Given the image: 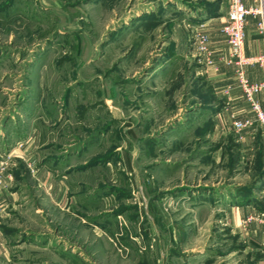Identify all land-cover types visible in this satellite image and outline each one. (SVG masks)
<instances>
[{
  "label": "rangeland",
  "instance_id": "374dc122",
  "mask_svg": "<svg viewBox=\"0 0 264 264\" xmlns=\"http://www.w3.org/2000/svg\"><path fill=\"white\" fill-rule=\"evenodd\" d=\"M191 1L0 0L4 172L8 153L21 157L0 209V264L263 260L187 192L254 182L232 165L234 141L211 153L200 119H186L212 92L196 49L199 33L211 41L198 16L208 0Z\"/></svg>",
  "mask_w": 264,
  "mask_h": 264
},
{
  "label": "crops",
  "instance_id": "0c3cea01",
  "mask_svg": "<svg viewBox=\"0 0 264 264\" xmlns=\"http://www.w3.org/2000/svg\"><path fill=\"white\" fill-rule=\"evenodd\" d=\"M186 3L192 4L191 0ZM206 1V0H205ZM183 3L182 1H180ZM200 2H193L194 5ZM207 9H201L198 16L206 20L211 30L210 49L213 54L214 63L207 68L205 81L211 87L212 92L206 94V98L201 103H194L187 109L186 119L195 125V132L203 135L201 141L197 144L211 146L209 152L215 153L214 142H218V149L230 148V143L234 141L233 149H236L233 155L232 165L249 166L252 179V185L233 186L224 191L216 190L212 187L193 188L187 191L193 202L192 206L199 211H222L220 224L227 226L233 233L238 234L249 247L254 248L264 245V153H262L264 128L257 122L256 114L238 84L235 76V68L226 64L228 57V46L226 38L221 34V27L226 21L227 4L225 0H208ZM205 4V3H204ZM247 8L260 9L264 7V0H244ZM200 5V4H199ZM180 11L182 9L180 8ZM246 25L245 55L248 58L262 59L261 62L253 63L245 69L246 78L251 84H264V24L263 17L259 15L249 16ZM197 95V94H196ZM203 97V93H202ZM264 111V89L256 96ZM193 106V107H192ZM254 120L255 126L243 132L240 139L233 128V120ZM229 136L232 137L229 138ZM225 139H229L228 142ZM231 143V144H232ZM198 144V145H199ZM212 144V145H211ZM20 149H14L8 153L10 159L8 172H2L0 179V209H3V196L7 195L9 188L14 183L12 171L15 168L19 157ZM233 151H230L232 153ZM20 153V152H19ZM201 160L211 162L214 157L211 153H205ZM4 155H0L1 162ZM194 159V158H192ZM191 159V160H192ZM211 160V161H210ZM28 163V160H25ZM29 165H31L29 163ZM12 173V174H11ZM250 188V189H249ZM249 190V191H248ZM248 191V192H247ZM10 195V194H9ZM14 196V195H13ZM250 220V221H249ZM196 222H194L195 224ZM3 231V230H2ZM2 234L0 233V236ZM1 244V243H0ZM254 264H264L259 258Z\"/></svg>",
  "mask_w": 264,
  "mask_h": 264
},
{
  "label": "built area",
  "instance_id": "2783aa9c",
  "mask_svg": "<svg viewBox=\"0 0 264 264\" xmlns=\"http://www.w3.org/2000/svg\"><path fill=\"white\" fill-rule=\"evenodd\" d=\"M227 4V15L226 21L221 27V34L226 38L227 46H228V57L226 59V64L232 68H235V76L238 80V84L251 106L253 112L256 114V120L259 122L264 128V111L262 110L259 102L256 101V96L264 89V84H251L246 78L245 69L253 65V63L261 62L260 59L248 58L245 55V42H246V25L247 19L249 16L259 15L263 17V22L261 26L264 24V7H260V9H249L245 6L244 0H225ZM209 35L205 33H199L196 36V49L199 51L200 55H204L206 57L207 67L213 64L211 60V52L209 49ZM255 126L254 120L246 119V120H233V128L239 138H242L243 132L247 129L253 128ZM7 162L3 160L1 162L0 169V179L1 174L4 171ZM250 221V220H249ZM264 249V246H263Z\"/></svg>",
  "mask_w": 264,
  "mask_h": 264
},
{
  "label": "trees",
  "instance_id": "16d2710c",
  "mask_svg": "<svg viewBox=\"0 0 264 264\" xmlns=\"http://www.w3.org/2000/svg\"><path fill=\"white\" fill-rule=\"evenodd\" d=\"M262 149H263V148H262ZM15 175H17V174L15 173ZM18 176H19V175H17L16 178H18ZM249 189H250V188H249ZM248 191H249V190H248ZM248 191H247V192H248ZM3 229H4V228H3ZM5 230H6V229H5Z\"/></svg>",
  "mask_w": 264,
  "mask_h": 264
}]
</instances>
